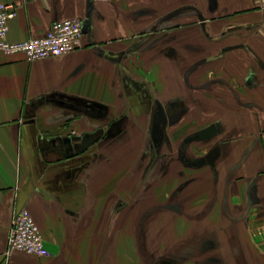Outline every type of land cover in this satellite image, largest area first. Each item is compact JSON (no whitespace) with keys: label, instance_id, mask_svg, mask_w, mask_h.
I'll return each instance as SVG.
<instances>
[{"label":"crops","instance_id":"crops-1","mask_svg":"<svg viewBox=\"0 0 264 264\" xmlns=\"http://www.w3.org/2000/svg\"><path fill=\"white\" fill-rule=\"evenodd\" d=\"M0 3L12 42L88 22L61 56L0 51V264H159L140 220L176 223L181 264H264V0ZM24 208L49 256L8 254Z\"/></svg>","mask_w":264,"mask_h":264},{"label":"built area","instance_id":"built-area-1","mask_svg":"<svg viewBox=\"0 0 264 264\" xmlns=\"http://www.w3.org/2000/svg\"><path fill=\"white\" fill-rule=\"evenodd\" d=\"M16 15L17 6L14 3H0V51L5 54L23 53L27 60L33 61L61 56L82 46L84 22L76 17L54 21L40 37L9 41V21ZM8 243V254L20 250L38 257L50 255L38 223L26 208L16 213Z\"/></svg>","mask_w":264,"mask_h":264},{"label":"rangeland","instance_id":"rangeland-1","mask_svg":"<svg viewBox=\"0 0 264 264\" xmlns=\"http://www.w3.org/2000/svg\"><path fill=\"white\" fill-rule=\"evenodd\" d=\"M141 192H139L140 194ZM168 196V193H167ZM158 206V205H157ZM150 207L151 210L150 212L152 214H156L158 212H160V209L163 207ZM169 206L171 209L175 208V205H167ZM166 208V207H165ZM161 212H165L164 210ZM174 212V211H172ZM148 220V219H147ZM149 221H139L136 222V231H135V246L136 249H168L165 255H162L164 257H162L161 261H159V264H181V261L177 260L176 257H174V255H172L171 253H169V249H180V240H178V238L175 237L176 234V223L175 222H171L172 225V229L171 231L168 233V235H165L164 237H159L160 235V230L162 229V224L163 222L159 223L158 225H156V228L152 229V235L148 234V232H146V226H148ZM145 225V227H144ZM151 225L154 226V223L151 221ZM161 225V226H160ZM182 241V240H181ZM190 245H187V249H189ZM185 261V259H184ZM188 261V260H187Z\"/></svg>","mask_w":264,"mask_h":264},{"label":"water","instance_id":"water-1","mask_svg":"<svg viewBox=\"0 0 264 264\" xmlns=\"http://www.w3.org/2000/svg\"><path fill=\"white\" fill-rule=\"evenodd\" d=\"M88 28V22L87 21H84V23H83V33L85 34L86 33V29ZM157 124H158V122H157ZM209 131L210 130H212L211 128L210 129H208ZM208 130H205V131H203L205 134L206 133H208ZM155 132L156 133H158V134H162V128L161 127H156V129H155ZM202 132V134H204ZM159 136L157 135L156 137H155V144L157 145L158 143H157V141L160 139V137L158 138ZM81 139V137L80 136H72V137H70V141H77V140H80Z\"/></svg>","mask_w":264,"mask_h":264}]
</instances>
